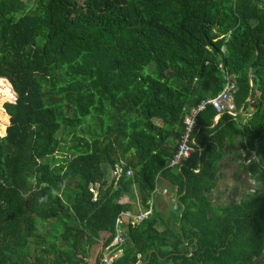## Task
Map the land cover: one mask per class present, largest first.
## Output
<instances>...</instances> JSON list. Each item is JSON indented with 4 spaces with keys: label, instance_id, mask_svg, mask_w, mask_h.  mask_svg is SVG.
<instances>
[{
    "label": "trees",
    "instance_id": "16d2710c",
    "mask_svg": "<svg viewBox=\"0 0 264 264\" xmlns=\"http://www.w3.org/2000/svg\"><path fill=\"white\" fill-rule=\"evenodd\" d=\"M230 77L237 114L198 111ZM232 149L264 183V0H0V264H100L117 230L116 264H253L264 192L210 197Z\"/></svg>",
    "mask_w": 264,
    "mask_h": 264
},
{
    "label": "built area",
    "instance_id": "2783aa9c",
    "mask_svg": "<svg viewBox=\"0 0 264 264\" xmlns=\"http://www.w3.org/2000/svg\"><path fill=\"white\" fill-rule=\"evenodd\" d=\"M237 83L234 78H227L226 83L222 89V92L216 96L215 98L204 101L199 109L203 110L208 104L212 105L214 109L217 111V118L220 117L223 113L230 114L232 116L236 115V105H235V93L237 92ZM198 111H193L192 114L188 115L185 119L186 130L182 136V140L179 143V147L177 152L171 161L169 167L174 169L181 167L195 152L194 144L195 140L192 139L193 129L196 125V115ZM123 171L121 168H117L115 175L120 177ZM128 178L132 176V172H128L126 175ZM99 185L92 187V192L95 193L94 199L97 198V191ZM167 190H163V194H167ZM153 209L146 210L142 213L132 214L131 212H126L123 214V218H126L132 221L133 225H137L147 220L152 215ZM124 237L120 230H117L116 236L112 241V244L109 247L103 248V254L100 258V264H116L118 255L120 252V248L124 244Z\"/></svg>",
    "mask_w": 264,
    "mask_h": 264
},
{
    "label": "rangeland",
    "instance_id": "374dc122",
    "mask_svg": "<svg viewBox=\"0 0 264 264\" xmlns=\"http://www.w3.org/2000/svg\"><path fill=\"white\" fill-rule=\"evenodd\" d=\"M23 1H24V3L33 7L34 0H23ZM101 128H102L101 119H95L94 121H92V123H90V125L88 124L87 126H85L82 129L80 136H86L85 133H89V136H97L100 133ZM72 138L73 137H70L66 142H64V143H66L67 148L73 142ZM174 143L176 144L177 141H175ZM179 143H180V141H179ZM227 167H228V165L226 164L225 158H224V160L221 162V168L223 171L221 173L218 186H217L216 190L210 196L213 199L215 205L223 206V205L236 204L240 201V199L243 197V195L245 193H247L248 191L254 192L255 190H262V192H264V183H257L250 176L249 177L250 181L246 185L245 180H242V179L239 180L240 176H238L235 180L237 173L232 174L231 170L228 169ZM235 170L237 172H239V171L242 172V170L240 168L235 169ZM231 174H232V176H231ZM137 193H138L139 197H138V200L135 201V203L133 205L134 212H139L141 210V208H143L141 205V196H140V192L138 189H137ZM123 201H126V199H123ZM168 201L169 200L164 201L165 204H167ZM162 206L164 207V205H162ZM47 228H48V225L41 223V232L44 233L47 230ZM96 260L97 259L95 257V259L92 261V264H95Z\"/></svg>",
    "mask_w": 264,
    "mask_h": 264
},
{
    "label": "crops",
    "instance_id": "0c3cea01",
    "mask_svg": "<svg viewBox=\"0 0 264 264\" xmlns=\"http://www.w3.org/2000/svg\"><path fill=\"white\" fill-rule=\"evenodd\" d=\"M219 119V117L217 118H215V120L217 121ZM237 155H238V151L236 150V149H232V151L230 152V154H227L226 156H225V162H226V164L228 165V169H230L231 170V173L232 174H234V173H237L239 176H240V178H239V180L240 179H242V180H245V184L247 185L248 183H249V181H250V175H249V173H244V172H237L235 169H239V167L238 166H240V164H241V162H242V160L241 159H238L237 161H236V158H237ZM254 156V155H253ZM255 157V156H254ZM253 158V157H252ZM224 160V159H223ZM222 160V161H223ZM222 168H221V163H220V176H221V173H222ZM232 174H231V176H232ZM236 178L237 177H235V180H236ZM238 184V183H237ZM164 185H166V183L164 182L161 186H160V190L158 191L159 192V197H163V196H165V194H163L162 193V191H163V189L165 190H167V188H163V187H165ZM216 190V189H215ZM247 193H249V191L247 192ZM247 193H245L244 195H246ZM244 195H243V197H244ZM242 197V198H243ZM241 198V199H242ZM240 199V200H241ZM240 202V201H239ZM238 202V203H239ZM238 203H236V204H238ZM232 205H234V204H232ZM142 212H144V211H140V212H138V213H134V214H140V213H142ZM123 220H127L126 218H123ZM121 255H122V253H119V255H118V258H120L121 257ZM95 262V261H94ZM96 263V262H95Z\"/></svg>",
    "mask_w": 264,
    "mask_h": 264
},
{
    "label": "water",
    "instance_id": "95a60500",
    "mask_svg": "<svg viewBox=\"0 0 264 264\" xmlns=\"http://www.w3.org/2000/svg\"><path fill=\"white\" fill-rule=\"evenodd\" d=\"M263 260H264V251H263L261 257L257 261H255L253 264H260Z\"/></svg>",
    "mask_w": 264,
    "mask_h": 264
}]
</instances>
